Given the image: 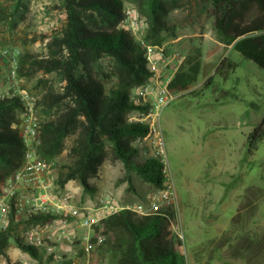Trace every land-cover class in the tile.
<instances>
[{"label": "rangeland", "instance_id": "obj_1", "mask_svg": "<svg viewBox=\"0 0 264 264\" xmlns=\"http://www.w3.org/2000/svg\"><path fill=\"white\" fill-rule=\"evenodd\" d=\"M123 1V17L126 10L134 11L136 17L134 28L124 23L123 29L138 43L161 49L163 64L175 52L185 57L198 51L202 59H209L221 47L211 30L209 5L202 0H164L174 5L167 16L171 30L164 32L157 44L144 39L148 25L139 0ZM61 2L0 0V98L15 97L22 90L34 98L33 113L40 127L38 151L41 123L53 119L56 108L45 112L37 102L51 88L61 91L63 83L54 73H20L18 58L30 54L44 59L52 51L58 52L48 45L66 20ZM227 54L238 64L227 81L216 76L205 86L199 76L194 92L173 95L159 117L160 157L169 181L165 188L172 196L171 204L162 206L159 212L171 210L170 231L181 241L177 252L185 264H264V139L251 151L247 142L248 134L264 116V71L231 48ZM113 67L109 58L99 62L107 88L118 81L115 77L109 79ZM137 88L131 91L132 97ZM138 112L128 114L127 119L139 117ZM21 114L15 125L18 131ZM73 139V135L64 138L61 152L51 162L41 156L50 164L55 195L66 189L82 191L78 181L70 182L72 190L60 189L56 184L60 167L70 163L68 153ZM143 148L152 153L149 146ZM102 151L106 159L89 181L93 192L82 191L80 196L89 194L92 201L111 197L118 205L135 207L147 205L159 195L162 189L135 174H130V182L124 180V169L113 160L109 142L104 141ZM18 221L15 235L20 239L30 224L25 219ZM101 233L87 264H104L98 251L103 241ZM7 252L10 258L0 256V264H58L51 257L32 258L13 239ZM37 252L41 253L39 249ZM64 257L69 259L70 255Z\"/></svg>", "mask_w": 264, "mask_h": 264}, {"label": "trees", "instance_id": "obj_2", "mask_svg": "<svg viewBox=\"0 0 264 264\" xmlns=\"http://www.w3.org/2000/svg\"><path fill=\"white\" fill-rule=\"evenodd\" d=\"M134 2V0H131ZM191 1V0H190ZM210 8L211 30L218 51L202 59L198 51L188 53L174 74L169 86L172 95L193 93L198 77L204 85L218 76L227 81L238 68L227 51L229 48L264 71V0H202ZM147 19L144 39L161 43L162 34L171 29L167 16L174 5L164 0H139ZM123 0H62L66 20L61 31L49 43L51 52L40 59L30 54L18 58L19 72L54 73L62 82L61 91L52 88L37 102L48 112L56 108L53 119L41 123L40 155L48 162L62 150L65 137L73 135L69 148L70 163L60 167L56 184L60 189L70 181H78L86 193L93 192V179L106 157L104 141L111 144L113 160L125 172V181L135 174L157 189H164L167 177L160 159L143 156L134 145L149 128L141 123H129L127 116L144 110L135 104L131 91L145 84L149 72L144 50L134 37L123 29ZM109 58L114 64L112 76L118 81L107 88L99 71V62ZM25 64L29 68L25 71ZM23 111L17 97L0 98V185L18 170L25 150L15 125ZM264 139V116L248 134L249 150H255ZM9 226L0 231V256L13 239L15 245L32 258L43 254L26 245L15 235L19 221L9 214ZM56 216L39 214L25 223H47ZM171 210L140 216L131 210H121L103 221V241L98 247L104 264H185L177 252L181 241L170 231ZM62 260L61 264H69Z\"/></svg>", "mask_w": 264, "mask_h": 264}, {"label": "built area", "instance_id": "obj_3", "mask_svg": "<svg viewBox=\"0 0 264 264\" xmlns=\"http://www.w3.org/2000/svg\"><path fill=\"white\" fill-rule=\"evenodd\" d=\"M124 23L132 28L135 27L134 11L124 12L122 26ZM140 44L146 49V68L150 75L145 84L136 89L132 99L135 104L146 108L139 110V117L129 118L128 122L148 126L149 132L137 139L136 147L143 156L161 160L162 140L158 128L159 117L162 108L173 98L169 86L185 57L175 52L172 59L163 64L161 49L156 45L146 46L143 41H140ZM15 97L19 98L23 104L19 135L25 150L21 167L6 177L0 185V231L9 226L11 211L14 212L16 221L26 220L39 214L56 216L47 223L30 224L21 240L26 245L39 249L46 258L51 257L58 264L63 260L58 252L61 253L66 246L72 248L75 244H79L80 251L87 257L88 263L94 242L101 238L103 221L108 216L124 209L131 210L140 216H147L159 212L162 206L171 204L172 196L167 188L162 189L159 195L147 205L135 207L118 205L111 197H102L94 205L84 206L77 204L70 192L55 195L50 164L38 151L40 127L33 113L34 98L25 90L19 91ZM146 145L151 148L152 153L143 148ZM164 174L167 177L165 166ZM68 222L73 223L70 229Z\"/></svg>", "mask_w": 264, "mask_h": 264}, {"label": "crops", "instance_id": "obj_4", "mask_svg": "<svg viewBox=\"0 0 264 264\" xmlns=\"http://www.w3.org/2000/svg\"><path fill=\"white\" fill-rule=\"evenodd\" d=\"M71 182V181H70ZM70 182H68L66 185H65V187L66 188H70L71 190H72V185H70ZM65 187L63 188V189H65ZM82 191H83V188H82ZM82 191H81V193H82ZM64 192H70V193H72L73 194V196H74V199H75V202L77 203V204H80V205H84V206H92V205H94L95 203H96V201L98 200L97 198L96 199H94L93 201L90 199V195L89 194H86V196H80V194L81 193H78L77 192V190H76V188H73V192L72 191H70V190H65ZM72 222H68V227H69V229H70V227L72 226ZM43 254V253H42ZM61 255H62V258H63V260H70V263H72V262H74V263H76V264H86L87 263V261H86V259H87V257H85L83 254H82V252L80 251V247H79V244H77V246L76 247H69V246H66L63 250H61V253H60ZM70 255V257H69V259L67 258L66 259V257H64V255ZM6 255H7V258H10L9 256H8V252L6 251ZM24 255H25V253H24ZM6 258V259H7ZM44 258H46L45 256H44ZM23 259H25V257L23 258ZM29 259H30V257H29ZM54 261V260H53ZM55 262V261H54ZM69 263V264H70Z\"/></svg>", "mask_w": 264, "mask_h": 264}]
</instances>
